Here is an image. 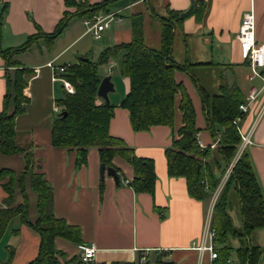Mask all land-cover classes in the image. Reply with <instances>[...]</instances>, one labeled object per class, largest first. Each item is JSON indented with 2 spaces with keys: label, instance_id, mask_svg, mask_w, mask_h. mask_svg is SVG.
Wrapping results in <instances>:
<instances>
[{
  "label": "crops",
  "instance_id": "obj_1",
  "mask_svg": "<svg viewBox=\"0 0 264 264\" xmlns=\"http://www.w3.org/2000/svg\"><path fill=\"white\" fill-rule=\"evenodd\" d=\"M81 1L97 4L105 0ZM191 6V13L175 24L171 58L178 65L175 79L184 85L195 108L199 145L214 149L219 146L220 134L214 137L208 128L200 88L213 96L231 92L235 87L240 90L243 103L253 85L262 86L261 77L249 79L251 69L241 58L237 33L244 13L252 8L256 19V40L264 42V0H114L108 4L107 11L97 14L118 12L124 20L113 22L102 32L100 39H96L84 23L92 16L76 14L54 40L47 36L54 32L65 12L74 13L77 6H68L65 0H0V111L7 91V74L14 78L17 69H23L26 81L23 93L28 101L24 103L25 110L15 119V129L16 142L29 151L27 156L25 151L6 154L0 150V168H6L14 175L11 196L4 187L10 176L0 179V207H16L27 201L28 218L35 223L39 217L38 191L33 187L31 177L33 172L43 174L52 190L48 211L80 229L81 242L55 238L57 249L64 253L61 256L63 262L79 255V244L87 243L96 246L92 262L143 264L141 258L146 256L151 262L160 259L174 264L198 263V251L192 247L200 242L209 217L212 224L214 205L222 190L216 199L215 192L226 172L221 174L215 189L205 185L209 193L206 199L190 194L186 177L169 174L166 150L173 145L183 126L181 92L175 97L172 124L134 130L129 110L121 105L131 86L130 78L121 74L124 52L99 66L102 78L111 74L115 88L109 92L110 103L115 106L109 131L133 147L138 156L153 160L156 182L152 193L136 191L124 182V179L132 181L135 174L132 165L121 156L113 159L122 175L116 181L107 171L101 175L102 163L97 147H90L87 161L76 166L77 150L56 147L52 142V128L59 114L57 109H62L58 100L69 92L61 80L54 79V68L78 63L85 57L97 61L107 47L129 42L132 39V16L137 13L144 16L146 43L160 48L162 17L167 15V9L182 14ZM126 12L130 14L129 22ZM152 32L155 36L151 35ZM31 36H36L31 44L12 56L18 65H8L1 50L20 47ZM198 69L213 74L210 89L202 83L203 78L196 73ZM97 102L105 100L98 96ZM239 126L243 133L251 130L252 143L245 149L264 192V89L255 107L242 115ZM216 129L222 132L224 127L217 124ZM217 139L218 145L212 147ZM241 144L242 140L233 161ZM234 196L236 193L232 191L228 212L234 227L241 229L239 199L238 223L233 217L231 201ZM244 242L245 239L230 236V245L235 244L232 248L236 260L232 261V249L229 263L238 264L236 249ZM246 242L261 247L263 253L259 264H264V226L256 228ZM40 246L39 232L20 215L15 216L0 239V264H28L39 255Z\"/></svg>",
  "mask_w": 264,
  "mask_h": 264
},
{
  "label": "trees",
  "instance_id": "obj_2",
  "mask_svg": "<svg viewBox=\"0 0 264 264\" xmlns=\"http://www.w3.org/2000/svg\"><path fill=\"white\" fill-rule=\"evenodd\" d=\"M114 0H105L97 4H89L81 0H65L68 6H77L76 12H65L54 32L47 37L54 40L67 26L73 15L88 14L93 16L100 11H107V6ZM183 18L178 11L167 9V15L162 17L161 46L154 48L146 43L144 32V16L137 13L132 16V39L129 42L107 47L97 61L80 60L78 63L66 64L63 77H66L75 87V92L66 91L58 100L62 107L61 113L52 128V142L56 147L76 149V166L87 161L90 147H97L101 163L115 169L122 177L120 169L113 159L121 156L134 168V179L129 181L136 191L154 192L156 182L155 165L152 159L140 157L135 149L125 143L122 138L113 136L109 131V123L114 115L115 106L106 102L98 103L97 90L101 82L99 66L124 52L121 60V74L129 77L131 86L121 105L130 112L131 124L134 130H147L151 125L173 123L175 117V97L181 92L180 109L183 112V126L178 130V137L173 145L166 150L168 172L171 176H183L188 181V189L192 196L206 199L209 196L205 185L215 189L221 174L233 162L241 135L233 124L238 116L242 103L240 90L233 88L231 92L210 96L204 88H200L204 109L207 112L208 128L214 137L220 134L219 146L201 148L198 142L196 127V112L182 83L175 79L178 65L171 58L174 40V27ZM36 36L20 47L1 50L8 65H18L12 59L13 54L25 50ZM184 67V66H180ZM23 69H17L14 78L7 74V91L4 95L3 109L0 111V150L6 154L25 151L26 147L16 142L15 119L25 110L27 98L23 93L26 81ZM242 113H239V115ZM224 127L222 132L216 125ZM29 158V157H28ZM220 172V173H219ZM9 175L10 180L4 183L5 189L13 194L14 175L6 168H0V179ZM25 173L23 174V176ZM32 185L38 191L39 217L35 223L28 218V202L16 207H0V239L9 222L20 215L22 220L31 224L41 236L39 255L28 264H106L104 262H83L79 255L63 262L64 253L57 249L56 237H64L74 242H81L80 229L68 224L65 219L56 217L48 211L52 197L51 186L43 174L32 173ZM234 191L240 202L242 227H234L228 212L229 196ZM264 226V192L253 166L250 154L243 150L235 161L232 170L222 188L213 209L212 227L216 231V241L219 245V256L215 264H231L228 262L232 246L230 236L245 239L244 244L236 249L238 264H259L263 253L261 247L247 243L250 234ZM9 264V263H6ZM112 264H139L138 262H113ZM143 264H174L160 259Z\"/></svg>",
  "mask_w": 264,
  "mask_h": 264
},
{
  "label": "built area",
  "instance_id": "obj_3",
  "mask_svg": "<svg viewBox=\"0 0 264 264\" xmlns=\"http://www.w3.org/2000/svg\"><path fill=\"white\" fill-rule=\"evenodd\" d=\"M124 18L118 12H110V13H100L93 15L84 20L85 25L88 30L91 31L96 39H100L102 37V32L111 26V24L115 21L122 22ZM255 28H256V19L254 10L251 8L246 11L243 15L238 33L237 39L240 46V55L241 58L248 63L251 69V74H249V79L254 80L255 78L261 77L263 80V84L261 87L257 85H253L249 93L246 97L245 102L240 105V111L242 114L238 115L234 120L233 124L236 125L241 137L242 144L240 146V150L236 159L229 165L224 180L218 187L215 192V199L222 190L226 179L228 178L232 167L235 161L239 158L243 150L252 143L250 131L248 133H243L239 124L242 121V115L250 112L256 105V102L260 96V93L264 89V42H258L255 37ZM52 66V63H49ZM54 68V67H53ZM66 70V66H60L58 68H54V79L61 80L64 83V86L71 93H74L75 89L73 84L63 77V73ZM59 113L62 111L57 109ZM219 139L215 140L211 145L212 147H216L218 145ZM126 184H129V180L124 179ZM207 186V185H206ZM217 194V195H216ZM214 199V200H215ZM192 248L198 251V263L197 264H215L216 259L219 256L217 243H216V231L212 227L211 219L206 220L205 228L200 239V242L195 244ZM96 246L94 244L81 243L79 244V256L81 261L83 262H92L95 258ZM147 261L146 256H142L141 262L145 263Z\"/></svg>",
  "mask_w": 264,
  "mask_h": 264
},
{
  "label": "water",
  "instance_id": "obj_4",
  "mask_svg": "<svg viewBox=\"0 0 264 264\" xmlns=\"http://www.w3.org/2000/svg\"><path fill=\"white\" fill-rule=\"evenodd\" d=\"M193 9V6L190 7V9L184 13L181 14V17H185L191 13ZM84 60H89V58L85 57L82 58ZM114 83L112 81V76L111 74L104 76L101 79V82L99 84L98 90H97V95L105 100L107 104L110 103V98H109V92L114 91ZM101 175L104 176L105 172L109 175H112L116 181H119V176L117 175L116 171L112 167H106L104 164H101L100 167Z\"/></svg>",
  "mask_w": 264,
  "mask_h": 264
},
{
  "label": "rangeland",
  "instance_id": "obj_5",
  "mask_svg": "<svg viewBox=\"0 0 264 264\" xmlns=\"http://www.w3.org/2000/svg\"><path fill=\"white\" fill-rule=\"evenodd\" d=\"M126 14V16H127V22H129L130 21V14L128 13V12H126L125 13ZM178 34H180V32H177ZM151 35L152 36H155L154 35V32H152L151 33ZM154 38V37H153ZM175 39V38H174ZM152 41V40H151ZM153 42V41H152ZM178 43V42H177ZM177 49H178V44L176 45V52H177ZM117 63L119 64L120 62H119V60L117 61ZM117 67L118 66H116L115 67V69H114V71H116V69H117ZM195 71V70H194ZM196 73H198L203 79H202V83L205 85V86H207L208 87V89H210V87H211V85H212V82H213V80H214V78H213V74L212 73H208V72H205V70L204 69H202V70H200L199 71V69L198 70H196ZM205 77V78H204ZM220 173V172H219ZM237 196V195H236ZM236 196H234L233 198H232V201H231V206L234 208L233 209V217H234V219H235V222L236 223H238V220H239V215H238V197H236ZM234 211H235V214H234ZM235 215H237V219L235 218L236 216ZM232 246H234L235 247V244H233L232 243ZM233 250H232V261H235L236 260V256H235V250H234V248H232ZM236 264V263H235Z\"/></svg>",
  "mask_w": 264,
  "mask_h": 264
}]
</instances>
